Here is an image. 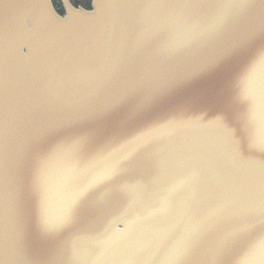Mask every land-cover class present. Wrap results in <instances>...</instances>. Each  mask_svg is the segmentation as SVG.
I'll return each mask as SVG.
<instances>
[{
	"label": "water",
	"instance_id": "water-1",
	"mask_svg": "<svg viewBox=\"0 0 264 264\" xmlns=\"http://www.w3.org/2000/svg\"><path fill=\"white\" fill-rule=\"evenodd\" d=\"M60 2L63 15L52 0H0V264H217L212 240L183 255L186 234L202 218L216 213L217 235L264 230V62L248 69L252 111L239 100L238 76L220 85L221 104L248 124L256 146L237 143L214 121L220 104L202 99L217 82L208 76L171 93L160 126L119 139L67 174L58 141L42 137L47 129L119 102L133 82L129 62L158 58L151 34H176L202 17L156 6L161 0H92L90 9ZM259 4L250 17L256 25L264 22ZM37 139L50 157L39 183ZM89 184L80 235L45 237L41 215L57 222ZM244 264H264V246Z\"/></svg>",
	"mask_w": 264,
	"mask_h": 264
},
{
	"label": "snow or ice",
	"instance_id": "snow-or-ice-1",
	"mask_svg": "<svg viewBox=\"0 0 264 264\" xmlns=\"http://www.w3.org/2000/svg\"><path fill=\"white\" fill-rule=\"evenodd\" d=\"M156 6L195 10L202 18L176 34L165 29L151 34V39L159 45L158 58L142 66L135 61L129 62L126 70L133 82L123 91L119 102L93 110L85 118L47 129L42 137L58 141L57 153L63 157L67 174L87 168L113 149L119 139L160 126L159 113L170 103L171 93L208 76H215L217 82L202 99L220 104L214 121L237 143L243 144L246 140L250 147L256 146L257 139L248 124L234 119L230 105L221 104L220 90V85L238 76L240 102L247 105L249 111L256 105L257 96L248 90V69L257 62H264V22L256 25L250 20L257 8L256 0H161ZM259 9L264 10V0H260ZM241 68L245 71H238ZM33 149L41 156L39 183L50 157L43 154L41 139L35 141ZM3 170L0 167V200L6 194ZM138 182L143 183L144 178ZM93 186L89 184L80 190L64 207L57 222L53 223L42 214V234L49 237L72 230L74 239L77 238L82 231V206ZM215 215L211 212L191 227L182 242L185 257L194 255L212 240L217 264H244L257 244L264 246V230L257 232L255 225L217 235Z\"/></svg>",
	"mask_w": 264,
	"mask_h": 264
},
{
	"label": "trees",
	"instance_id": "trees-1",
	"mask_svg": "<svg viewBox=\"0 0 264 264\" xmlns=\"http://www.w3.org/2000/svg\"><path fill=\"white\" fill-rule=\"evenodd\" d=\"M53 5L55 9L57 10L58 13L64 14V9L63 6L60 2V0H52ZM70 2L75 6V7H84L86 9H90L92 5V0H70Z\"/></svg>",
	"mask_w": 264,
	"mask_h": 264
}]
</instances>
